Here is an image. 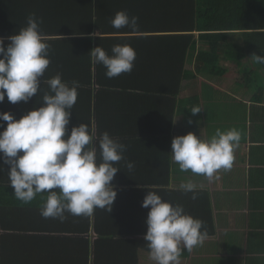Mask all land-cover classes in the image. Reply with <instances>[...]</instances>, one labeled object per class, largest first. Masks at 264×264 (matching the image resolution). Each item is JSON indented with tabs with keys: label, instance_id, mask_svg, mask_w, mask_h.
Wrapping results in <instances>:
<instances>
[{
	"label": "trees",
	"instance_id": "obj_1",
	"mask_svg": "<svg viewBox=\"0 0 264 264\" xmlns=\"http://www.w3.org/2000/svg\"><path fill=\"white\" fill-rule=\"evenodd\" d=\"M119 11L138 17L139 29L113 28L110 21ZM32 13L42 19L40 30L50 45L51 63L42 80L60 74L70 86L77 81L80 91L98 84L150 92L168 81L182 87L191 77L187 64L193 60L198 73L209 72L210 77L222 76L244 87L254 83L259 69L264 71V64L251 57L264 55V0H0L5 48L7 37L26 27ZM98 31L101 38H91ZM117 44L134 45L137 59L131 74L109 79L106 68L88 54L102 46L111 56ZM164 64L179 73L160 74ZM41 88L52 94L46 83ZM7 102L5 97L0 112ZM161 172L153 167L137 173L142 176L131 177V186L158 191L156 175ZM2 174L0 264H139L140 250L149 251L143 240L146 189L127 190L111 213L97 208L93 215L74 220L45 219L44 204L18 200L12 188L3 187ZM122 207L126 213L119 211ZM131 213L136 216L129 217Z\"/></svg>",
	"mask_w": 264,
	"mask_h": 264
},
{
	"label": "clouds",
	"instance_id": "obj_2",
	"mask_svg": "<svg viewBox=\"0 0 264 264\" xmlns=\"http://www.w3.org/2000/svg\"><path fill=\"white\" fill-rule=\"evenodd\" d=\"M138 17L126 11L117 12L111 26L117 30L139 29ZM43 23L35 13L27 18V26L18 34L0 38V104L5 97L11 104L28 103L37 96L41 83L48 85L52 94L43 96V105L28 112L19 120L11 112H0V160L8 166L10 186L15 197L30 203L38 194L47 193L41 208L45 219H65V213L73 216H91L95 209L113 210L117 199L114 178L120 172L115 165L124 159L126 145L104 132L99 138L97 162V140L95 129L80 124L71 128L72 111L78 98L79 83L64 82L60 74L42 80L51 61L48 58L50 45L45 42L40 25ZM101 38L100 32L91 38ZM110 56L102 46L88 54L97 64L106 68L107 78L131 74L137 53L131 45H114ZM264 64V55L251 56ZM202 112L199 106L191 109L196 116ZM6 122V127L5 123ZM189 125L193 122L188 121ZM241 134L236 129L226 132L217 130L210 140L195 133L175 137L172 141V160L183 172L218 179L217 173L229 171L234 163V150ZM129 170L134 164H127ZM0 165V170H3ZM141 187V186H139ZM155 187V186H152ZM142 207L150 209L146 219L147 232L143 236L150 258L156 264H180L182 251L191 252L202 246L209 238L204 222L187 214L182 205L166 202L149 187ZM185 193L196 197V186L192 182L181 185ZM203 229V230H202Z\"/></svg>",
	"mask_w": 264,
	"mask_h": 264
},
{
	"label": "crops",
	"instance_id": "obj_3",
	"mask_svg": "<svg viewBox=\"0 0 264 264\" xmlns=\"http://www.w3.org/2000/svg\"><path fill=\"white\" fill-rule=\"evenodd\" d=\"M189 64L191 77L182 87L168 81L150 92L145 88L132 91L98 84L89 85L87 92L77 90L69 134L72 127L80 124L94 128L98 163L102 162L99 138L104 132L126 145L124 159L115 165L120 170L113 181L116 191H120L116 201L127 190L138 189L139 186H131V177L142 176L137 173H146L153 167L161 168L162 172L156 175L157 194L166 202L182 205L187 214L204 222L209 233L202 246L191 252L182 251L180 264H264V71L259 69L254 83L244 87L222 76L210 77L209 72L198 73L195 60L187 64L188 68ZM160 68L162 75L179 73L168 64ZM44 95L45 90L40 88L28 103H4L2 112H11L19 120L42 106ZM194 106L202 109L196 116L191 114ZM231 129L240 132L241 140L234 150L232 169H221L218 179L209 181L190 171L183 172L173 162L171 145L175 137L192 132L207 141L217 130ZM129 162L134 164L132 170L127 167ZM0 165L4 168L0 170L3 187L12 188L8 166L2 160ZM187 182L196 186L195 200L192 193L181 188ZM46 200L47 193L38 194L31 204H44ZM149 210L145 209L147 214ZM119 211L125 212L123 207ZM139 215L144 217L141 211ZM128 216L134 218L136 214ZM65 217L74 220L81 216L66 212ZM139 264L156 262L149 251L141 249Z\"/></svg>",
	"mask_w": 264,
	"mask_h": 264
}]
</instances>
